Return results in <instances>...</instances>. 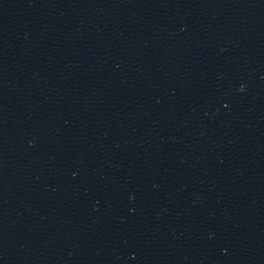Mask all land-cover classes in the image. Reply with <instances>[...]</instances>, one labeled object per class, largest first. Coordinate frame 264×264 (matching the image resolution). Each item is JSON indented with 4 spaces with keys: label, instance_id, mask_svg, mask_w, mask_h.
<instances>
[{
    "label": "water",
    "instance_id": "95a60500",
    "mask_svg": "<svg viewBox=\"0 0 264 264\" xmlns=\"http://www.w3.org/2000/svg\"><path fill=\"white\" fill-rule=\"evenodd\" d=\"M0 264H264V0H0Z\"/></svg>",
    "mask_w": 264,
    "mask_h": 264
}]
</instances>
